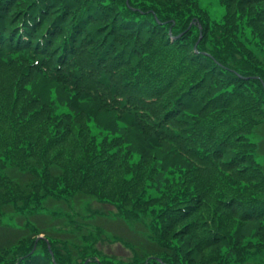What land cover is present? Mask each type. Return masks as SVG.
I'll list each match as a JSON object with an SVG mask.
<instances>
[{
	"label": "trees",
	"instance_id": "trees-1",
	"mask_svg": "<svg viewBox=\"0 0 264 264\" xmlns=\"http://www.w3.org/2000/svg\"><path fill=\"white\" fill-rule=\"evenodd\" d=\"M138 1L0 0V59H8V56L17 53L8 62H0V79L3 78L0 81V164L4 167L3 170L0 169V181L3 185L10 181L18 192L25 189L23 194L15 192L19 195L15 199L20 198L24 202L17 207L21 205L22 209L27 210L31 207L34 208L30 210L33 212L39 211L40 208L35 201L37 193L33 195L35 190L24 187L28 178L37 180L43 174L46 176L44 182L56 184L61 176L67 179L65 182L70 186L73 184L79 188L73 189L74 195L79 194L77 191L83 188L79 183H93L95 187L99 181L102 187L108 184L105 181H108L109 185L116 182L115 188L119 192L116 204L124 218L132 220L137 217V213H148L152 217V223L148 226V238L154 243L149 250L146 249L145 258L140 257L138 253L141 252L134 249L139 261L143 259L139 264H188L185 253L175 241L185 239V243L192 249L197 246L203 252L211 245L226 240L219 229L215 230L217 226L209 224L211 219L203 216L197 208L200 206L199 208L205 209L208 199L212 198L216 202L219 199L217 196H232L235 190L233 177H229L227 172H218V166L215 168L213 165L219 163L232 169L235 166L240 167L248 160L252 162L255 157L253 140L237 143L239 137L247 136V129L250 131L264 128V70L254 69L251 64H246L245 61L243 63L242 59L236 61H241L244 67L241 71L235 70L233 61L225 58L233 56L227 49L216 51L212 50L211 46L205 49L210 27L207 24L203 27L201 17L191 14L190 8L167 7L159 0L158 3L168 9V14H165L157 6L147 7L144 4L147 0ZM185 1L174 0V3L183 6ZM253 1L259 0H247L248 3ZM169 15L183 19L181 30L177 28L174 20L169 25ZM261 19L264 20V17ZM120 20H129L131 24H141L143 21L146 31L142 33L138 30L139 27H132L131 24L123 31L115 51L117 54H125L126 57L115 65V75L96 80L95 87L85 80L82 83L70 82L57 76L48 82L50 70L54 69L55 62L65 58L67 54L62 41L75 40L86 44L100 35L110 37L112 29ZM199 25L202 26L203 34L198 44L199 52H196ZM170 27L175 35H180L177 46L167 41ZM196 28L198 33L195 32ZM217 28L223 37V27ZM26 58L38 63L37 66L28 64L35 66L34 71L39 72H35V80L32 78L33 71L26 65ZM76 59L78 64L96 67L94 61ZM244 59L253 61L248 57ZM49 83L58 85L61 90L64 89L66 93L78 99L83 98L82 103L70 98L64 107L56 106L55 102L46 98L47 94L53 91L45 90L46 87L53 88L44 86ZM246 83L256 86L258 94L253 90L250 92V85ZM148 89L164 91L158 95ZM55 90L58 91L56 88ZM151 94L160 97L157 98V103L145 102L144 97ZM114 95H121L125 102L122 103L121 100L120 106L117 107ZM35 100L41 106L37 114ZM183 103H187V107H184ZM229 103L241 108H236L235 112L229 115L224 111L225 105ZM86 109L91 111L90 117L88 121L80 124V113ZM171 109L173 113L176 110L173 115L177 129L174 130V138L160 133L161 120ZM212 110L217 112L211 115ZM236 117L239 118L233 127L225 126L229 120ZM167 120V117L163 119ZM213 121L216 125L210 137L207 136L208 141H199V125L207 128ZM92 124L105 129H98L95 133L92 131ZM151 126H154L152 131L149 129ZM6 129L10 132L2 131ZM125 131L133 132L126 134L129 147H133L131 140L134 137H141L151 148L160 143L161 148L182 154L188 162L181 156H175L182 164L178 166L179 172L172 174H179L182 179L179 182L171 181L170 173L156 166L155 159L144 163L143 159L129 158L131 148L123 147L120 143L124 139ZM236 132L237 142L234 140ZM227 144H237L239 149L234 151L231 161L224 163L221 161L222 153ZM65 146L69 150L62 149ZM44 150H47V153ZM184 154L188 155L190 160ZM192 156L198 158L202 165L196 163ZM26 165H32V168H23ZM188 165L191 167L186 168ZM13 168L22 172L21 180L8 175ZM120 168H124L125 172L136 180H159L168 186H163V191L161 190L155 199H146L145 204L144 195H139L137 191L132 192L126 183L128 194L124 198L125 183L117 178L121 174ZM172 168L176 167L169 170ZM243 170L240 169L238 173L246 175L251 181L256 177L264 180L263 171L258 164L257 167L250 168L252 173L241 172ZM112 179L115 180L111 182ZM241 181L244 182V179ZM73 192L68 196L72 197ZM196 192L199 193L198 198L194 196ZM202 192L203 201L199 198ZM240 201L237 200L236 208L232 210L237 211L242 205L241 214L243 218H248L247 220L264 212L262 198L254 199L255 203ZM141 202L143 203L140 207L146 205L145 213L138 211L134 206ZM222 202L227 208L230 204H235L234 196ZM216 209L219 211L218 205ZM0 213L1 217L8 211L0 209ZM172 226L176 227L174 232L179 233L175 241L166 233V229L169 230ZM35 241L36 239L23 238L17 243L0 247V264H70V252L67 255L52 245L58 244L55 238L40 240L36 245ZM227 242L230 240L227 239ZM22 246L25 247L20 248ZM14 248L24 252L11 253ZM38 249L39 252L36 251ZM230 249L220 255L235 260L237 255ZM197 251L199 250L193 253ZM241 251L243 264L245 261L250 264L258 253L243 247ZM91 263L106 264L105 260L95 258Z\"/></svg>",
	"mask_w": 264,
	"mask_h": 264
},
{
	"label": "rangeland",
	"instance_id": "rangeland-1",
	"mask_svg": "<svg viewBox=\"0 0 264 264\" xmlns=\"http://www.w3.org/2000/svg\"><path fill=\"white\" fill-rule=\"evenodd\" d=\"M158 1L159 0H147L144 4H146L147 7L148 5L157 6L161 12L168 14V9L160 5ZM137 2L139 1L137 0ZM160 2L167 7L175 6L176 9H180V7L181 9L190 8L192 10L191 14L200 16L202 19V26L204 27L207 24V26L210 27V32L205 40L207 48H204L209 49L211 46L212 50L216 51H225L224 49H227L233 56L225 58L233 61L232 65L235 70L241 71L244 67L241 61H243V63L245 61L246 64H251L254 69L264 70V20L261 19V17H264V0L253 1L251 3H248L247 0H186L183 6L176 5L174 0H161ZM173 15L181 14L173 13ZM184 16L185 15H183V17ZM169 17L171 18V20L168 21L169 25H171V22L174 20L177 24V28L181 30L183 19H176L177 16L172 15H169ZM116 26L118 27L119 23H117ZM217 27H223V37L218 33ZM195 32L198 33L197 28ZM195 32L194 34L197 36ZM200 34L201 33H199V39L197 36L198 41L201 40ZM16 54L17 53L8 56V59H0V62H8L9 59L14 58ZM245 57L251 58L253 61H248L244 59ZM236 59L242 60L238 62ZM24 60L30 70L34 71V67L37 66L35 61L28 58ZM28 64L35 66H30ZM36 76L37 75H34L32 78L35 80ZM2 79L3 78H1L0 81H2ZM246 85L250 84L246 83ZM44 86L53 87L45 88L47 91L53 90L51 94H47L48 97L46 98L55 102L58 107H64L67 104V100L70 98L80 103L83 101V98L78 99L74 95L66 93L64 89L61 90L56 84L49 83L44 84ZM55 88L58 89V91L55 90ZM248 89L250 92L253 90L258 94L256 86L250 85ZM194 91L196 90L194 89ZM236 101L239 102L238 100ZM35 106L37 114L38 111L41 110L38 101L35 102ZM236 108L240 109L241 107L234 103H229L225 105L224 111L231 115L232 112H235ZM92 109H94V107ZM90 112L89 109H86V111L80 113V124L88 121ZM100 112L104 114L102 111ZM216 112L217 110H212L211 115ZM238 118L239 117L229 120L225 126L233 127ZM68 120L72 122L69 117ZM92 125H94L92 126V131L95 133L98 132V129H105L100 125ZM215 125V121L211 122L207 128L200 124L198 127L200 129L198 140L208 141L207 136L210 137ZM2 131L10 132L9 129ZM127 132L133 133L131 131H125L124 139L120 142L123 147L128 146L126 142ZM245 132L247 136L245 137L243 135L239 137V142L237 144L245 143L249 141L248 139L253 140L256 153L252 162L248 160L245 164H240V167L235 166L232 167V169L219 163L213 165L215 168L218 166V172H227L229 177H233L235 190L232 192V196H234L235 204L232 203L227 208L222 204V200L232 197L226 194L225 196H217L219 199L216 200V202L212 198L208 199L206 208H208L209 211L206 208H199L200 206L197 208L198 212H201L203 216L206 215L211 219L212 224H209L211 226H217L215 230L219 229L226 240L213 244L202 252L197 246H195L196 249H192L189 244L185 243V239L181 238L175 241L174 239L179 236V233L174 232L175 226H172L169 230L166 229L167 236L171 237V239L181 246L183 253H185L187 257L188 264H243L241 261L243 254L241 251L242 247L252 250V252H258L252 260L249 259L251 260L250 264H264V212H262L261 215H256L254 218L250 217L251 219L247 220L248 218L242 217V205H240L237 211L232 210L236 208L238 199L239 201L243 200L245 202L250 201L251 203H255L254 199L259 200L264 197V180H262V178L256 177L254 181H251L245 177L246 175L238 173L240 169H244L241 172L252 173L250 168L257 167V164L260 165L264 172V128H262V130L251 129L250 131L247 129ZM248 136L250 138H248ZM237 138L238 133L236 132L234 134V140L236 142ZM131 141L133 147L128 146L132 150L130 151L131 154L129 158L143 159L144 163L151 159H155L156 166L170 173L171 181L179 182L180 179H182L179 174L175 176L172 175L176 174V171L179 172L180 167L178 166L182 164L175 156H181L188 162L182 154L167 151L161 148L162 145L160 143L151 148L149 145H146V142L143 141L141 137H134ZM221 144L223 145L224 142ZM233 145L234 144H227L226 150L222 153V162L231 161L232 154L239 149L236 145ZM62 149L69 150L67 146ZM44 151L47 153V150ZM185 156L190 160L188 155ZM192 157L196 163L202 165V162L198 158ZM171 167L176 168L169 170ZM190 167V165L186 166V168ZM3 168V165L0 164V169L3 170ZM23 168L29 169L32 168V165H26L23 166ZM120 170L121 174L118 175L117 178L125 183V188L123 190L124 198H126V194H128L126 183L129 185L132 192L137 191L139 195H144L145 199L144 197H140V199H144L143 202H145L146 199H155L157 195H160L161 190L163 191L162 188L168 186L167 183L164 185V183L159 180H136L131 174L126 173L124 168H120ZM6 172L8 173V169ZM20 173L22 172L18 168H13L9 171L11 177H15L19 180H21ZM45 179L46 176L42 174L37 180L28 178L24 182V187L35 190L33 195L37 193L35 201L40 210L36 212L30 211L34 209L31 207H28L29 210L22 209L21 205L24 204V202L20 198L15 199L19 196L15 194V192L23 194L26 192L25 189L18 192L16 188L12 187L10 181H7L5 185L0 181V209H6L8 211V213L0 217V247L17 243L23 238L36 239L35 242L40 240L48 241L55 238L58 244L53 243L52 245L56 249L62 250L61 252L67 255L68 252H70L68 255V257H70V264H92L93 258L105 260L106 264H139L143 260L142 258H145L147 253L146 249L154 243L148 238V226L149 223H152V217L150 214L145 213L146 205L140 207L143 202L134 204V206L138 211L144 212L145 214L137 213V217L132 220H128L122 216L120 208L118 204H116L118 202L119 192L115 188L116 182H113L115 179L111 180V182H113L111 185H109L108 181H105L108 183L106 185L107 187H101L99 181V184H95V187L93 183L90 185L79 183L85 190L82 188L81 191H77L80 193L75 195L73 189L78 190L79 188H76L73 184L70 186V184L66 183V178L63 179L60 176L56 184L54 182H44ZM242 179H244V182L241 181ZM29 181L36 183H31ZM204 184L205 183H203V185ZM96 187L97 190L94 191ZM49 188L51 190H48ZM98 190H101V192ZM70 192H73L72 197L68 196ZM198 194L199 193L196 192L194 196L198 198ZM199 198L202 201L204 200L203 192ZM146 203L147 202H145V204ZM18 204L21 205L17 207ZM217 205L219 211L216 209ZM194 206L195 208L197 207L196 205ZM170 217L172 218L173 215H170ZM227 239H229L230 242H227ZM23 247L25 246L20 248ZM37 248L38 246L35 249ZM50 249L51 252L54 253V250L52 251V248ZM134 249L141 252L140 254L138 253V255L142 257L141 261H139ZM228 249L237 255L235 260H229L220 255V253L223 254ZM195 250L199 251L193 253ZM36 251L39 252L40 249ZM10 252L22 253L24 251L14 248ZM66 254L64 255L66 256ZM244 264H248V262L245 261Z\"/></svg>",
	"mask_w": 264,
	"mask_h": 264
}]
</instances>
